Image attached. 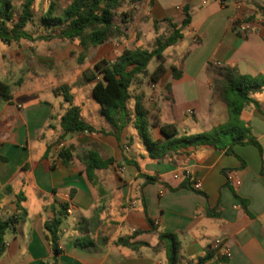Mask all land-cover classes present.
<instances>
[{"label":"crops","instance_id":"0c3cea01","mask_svg":"<svg viewBox=\"0 0 264 264\" xmlns=\"http://www.w3.org/2000/svg\"><path fill=\"white\" fill-rule=\"evenodd\" d=\"M41 3L44 12L47 2L34 1ZM263 8L264 0H136L118 10L122 39L85 48L58 38L30 41V46L54 45L51 52L35 49L30 55L0 42V81L22 85L24 71L34 66L53 71L56 79L46 87L10 88L11 102L0 98V221L14 220L4 235L0 264H168L162 234L177 241L176 264H217L211 249L216 239L230 250L223 264H264V88L251 96L258 106L246 105L240 113L256 144L235 143L230 153L207 142L186 145L161 160L148 157L132 126L117 136L63 134L60 117L68 104L56 91L67 86L80 118L109 132L98 105L81 96L84 91L91 96L83 73L98 59L112 62L125 48H145L161 27H169L166 20L180 24L187 13L189 24L177 48L163 55L165 73L154 83L149 76L155 68L145 74L147 84L135 86L131 100L143 91L147 134L163 144L161 125H174L176 137L223 127L227 79L264 76ZM244 23L248 30L240 32ZM86 50L94 52L90 60ZM37 57L43 63L28 68L26 62ZM32 75L39 76L34 70ZM70 145L72 159L63 163L58 152ZM89 151L110 160L94 171L91 182L84 172ZM54 218L60 219L57 253L45 229ZM119 237L139 245L117 246Z\"/></svg>","mask_w":264,"mask_h":264},{"label":"trees","instance_id":"16d2710c","mask_svg":"<svg viewBox=\"0 0 264 264\" xmlns=\"http://www.w3.org/2000/svg\"><path fill=\"white\" fill-rule=\"evenodd\" d=\"M35 0H23L19 10L15 9L13 0H0V42L11 44L21 39H33L25 30L26 25L32 21L33 5ZM46 10L40 15L39 22L42 33L36 37L38 40L58 38L75 42L82 48L89 45L98 46L112 40L125 37L120 25L115 23L118 10L125 3H134L136 0H70L59 8V0H45ZM264 11V8H263ZM169 26L167 35L157 36L150 49L140 46L133 49H123L112 61L100 59L91 69L83 73L86 81L91 82V96L100 108L104 120L110 126V131L95 129L80 118L78 107L72 104V96L68 93V87L62 86L56 91L62 93L63 101L68 104L60 117V127L63 134L68 133H112L119 135L127 126H132L142 140L148 157L153 160H161L169 152H177L180 147L210 143L217 148L231 152V146L235 143L256 144L248 138V128L240 120L242 109L249 104L258 106L251 97L264 88V76L237 75L227 79L222 91L225 101L228 121L220 128L191 136L176 137L174 125H161L160 133L166 139L165 144L159 140H152L147 134L148 111L142 104L141 96L134 98L133 108L129 103L132 99L130 87L137 76H144L146 67L154 59L156 67L149 76V80L156 82L166 71L163 52L174 45L181 38V30L189 24L188 14L180 24L166 20ZM157 22H153L156 27ZM172 77L179 76L175 67H171ZM0 98L11 102L12 94L10 86L0 81ZM73 146H68L58 152L59 159L65 163L72 159ZM86 179H94V171L110 163V160L101 161L94 152H87L84 156ZM146 181H155V178L145 177ZM11 218L0 221V255L3 253L4 235L13 226ZM60 225V219L54 218L45 224V229L53 245V252L57 253L55 242ZM129 237H119L114 243L117 246L136 248L139 244L130 243ZM160 243L167 241L168 264H176L178 245L171 234L160 235Z\"/></svg>","mask_w":264,"mask_h":264},{"label":"rangeland","instance_id":"374dc122","mask_svg":"<svg viewBox=\"0 0 264 264\" xmlns=\"http://www.w3.org/2000/svg\"><path fill=\"white\" fill-rule=\"evenodd\" d=\"M22 1L23 0H13V4H14V6H15V9L18 11L19 10V7H20V4L22 3ZM68 1H70V0H59V8L60 7H63ZM33 18H32V25H30V26H28L27 27V31L28 32H30V35L32 36V40H29V41H25V40H22L20 43L18 42H13L12 43V48H16V49H18V50H20V52H21V50L23 51V50H25L27 53H28V55H30L31 53H29V52H32V53H34L36 50L39 52V53H47V52H51V49L50 48H53L54 47V45L52 46V47H50V44L52 45V43H50V44H48L47 46L48 47H46L45 45H40V46H30L29 45V42L31 41V42H36V41H38V39L36 38L38 35H39V33H42L43 32V30L40 28V22H39V17H40V15H41V13L43 12V6H42V3L41 4H36V5H33ZM117 17H120V18H122V15L121 14H119V13H117V15H116V17H115V22H117ZM169 28V27H168ZM168 28L167 27H161L160 29V31L162 32L160 35H158V36H161V35H167L168 33H169V31H168ZM154 42V41H153ZM153 42H150V41H148V42H144L143 43V47H148V48H151L152 47V45H153ZM38 44V43H37ZM174 48H177V45H174L172 48H167L164 52H163V55H165V56H168V55H171L172 54V50H174ZM36 49V50H35ZM24 52V51H23ZM84 58H86L87 57V59L88 60H90L91 58H93V56H94V52L93 51H88V50H86V51H84ZM91 56V57H90ZM38 59L36 60H33V61H27L26 63H27V67L29 68V65L30 64H35V65H37V64H41V63H43V62H41V60H40V57H37ZM96 59V58H95ZM98 60H100V59H98ZM98 60H96V62L98 61ZM167 61V63H168V60H166ZM155 65H156V62H155V60L154 59H152L150 62H149V64L147 65V67H146V73L145 74H150L151 73V71L155 68ZM91 67L92 66H90L89 67V69H91ZM88 69V70H89ZM35 71L37 74H39V76L38 77H33V75H32V71ZM42 72H43V74H45V76H43L42 75ZM55 81H56V79L53 77V71H47V70H45V69H43V68H39V67H37V66H34V68L32 69V70H29V71H24V74H23V84L21 85L20 83H18L17 82V80H15L14 79V81H13V84H12V86L10 87V88H19V86L21 85L22 87H24V88H29V87H35V88H37V87H46V86H48L49 84H54L55 83ZM147 77L146 76H139V77H137L136 79H135V81H134V83L132 84V86H134V87H130V94H131V96H135V90L137 89V87L138 86H142L143 84H147ZM9 85V84H8ZM135 86H137V87H135ZM149 88H150V85H149ZM72 90L74 89V87L73 88H71ZM153 90V89H152ZM74 91V90H73ZM143 94V91L142 92H139V96H143L142 95ZM44 94L42 93V96H43ZM47 94H45V96H46ZM81 96L84 98V101L85 102H93L92 101V98H91V96L89 97V99L87 98V92L86 91H84L83 93H81ZM152 97V96H151ZM253 98L254 97H257V94H254L253 96H252ZM89 100V101H88ZM134 102V100H131L130 101V104L131 103H133ZM93 104V106L95 107V108H97V105H95L94 103H92Z\"/></svg>","mask_w":264,"mask_h":264},{"label":"built area","instance_id":"2783aa9c","mask_svg":"<svg viewBox=\"0 0 264 264\" xmlns=\"http://www.w3.org/2000/svg\"><path fill=\"white\" fill-rule=\"evenodd\" d=\"M238 30L240 32H246L248 30V24H240L238 26ZM191 113V112H190ZM174 178L177 179L178 176L174 175ZM238 184V183H237ZM193 189L198 190L199 184L196 183L193 185ZM211 249L214 250L219 258V262L217 264H223L225 260L230 257L229 247L220 239H216L211 244Z\"/></svg>","mask_w":264,"mask_h":264}]
</instances>
